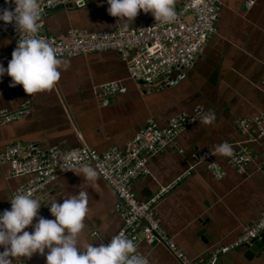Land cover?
I'll list each match as a JSON object with an SVG mask.
<instances>
[{"label": "crops", "instance_id": "0c3cea01", "mask_svg": "<svg viewBox=\"0 0 264 264\" xmlns=\"http://www.w3.org/2000/svg\"><path fill=\"white\" fill-rule=\"evenodd\" d=\"M187 1L174 0V4ZM255 1L249 8L248 0H223L216 34L176 88L158 91L136 84L129 79L124 58L116 52L61 59L67 67L58 81L31 95L22 85L10 87L12 78L5 75L0 82V111L15 112L26 104L29 109L13 124L0 126V153L12 144L33 142L64 153L84 144L102 154L114 147L124 148L149 119L166 128L179 114H192L197 108L212 112L216 117L212 124L199 120L174 148L149 161L150 176L135 182L134 192L139 201L146 202L162 188L178 183L155 212L167 234L195 262L204 264L216 249L225 248L218 264H264V258L247 259L248 248L239 245L241 236L264 215V136L255 135L248 143L237 125L240 119L264 118V0ZM108 7L106 0H93L83 9L60 8L43 19V31L65 38L75 28L96 33L124 26L108 14ZM151 15L141 10L129 21L130 27L145 25ZM15 39V34L0 38V63L5 67ZM116 81L128 89L126 94L106 98L98 91ZM223 141L230 142L234 151L240 143L250 146L254 161L245 173L236 172L228 157L212 153L211 148ZM209 157L225 174L223 178L207 169ZM187 171L191 176L184 177ZM28 180L30 177L12 179L10 167L0 165V207ZM83 182L74 172H62L37 197L42 204L62 203L67 195L86 191L89 212L81 240L107 243L123 227L116 212L117 195L100 176L95 187ZM42 209V216L54 219L48 207L42 205ZM139 249L149 264H182L164 245L142 243ZM10 259L12 264H46L39 253Z\"/></svg>", "mask_w": 264, "mask_h": 264}, {"label": "built area", "instance_id": "2783aa9c", "mask_svg": "<svg viewBox=\"0 0 264 264\" xmlns=\"http://www.w3.org/2000/svg\"><path fill=\"white\" fill-rule=\"evenodd\" d=\"M90 1L92 0H37L39 11L37 32L20 34L12 24L0 22V37L16 34L15 49L18 39L35 35L49 42L59 59L118 52L126 60L131 81L164 91L180 86L187 79V71L195 67L201 50L217 32L223 2V0H188L180 6L174 4L177 15L168 23L156 22L151 15L145 25L137 28L120 27L100 33L72 29L65 38L44 33L41 18L49 16L60 8L83 9ZM255 3V0H248L247 6L251 8ZM10 6L14 7L12 0L7 4L5 0H0V7ZM188 16H192V20H189ZM185 30L190 33L185 35ZM98 91L107 98L124 95L128 89L116 81L100 86ZM105 103L108 104V101ZM28 109L29 106L26 104L15 112L0 111V126L13 124L24 117ZM203 113H205L204 109L197 108L192 114H179L169 121L166 128L159 127L154 119H149L146 126L124 148L114 147L101 154L83 144L67 152H76L80 157V163L87 162L94 165L98 169L99 176L116 193L118 199L116 212L123 221V228L119 234L134 242L136 255H141L139 246L142 243L164 245L183 264H196L180 250L155 214V207L178 183L162 188L156 196L146 202L138 200L134 192V184L139 179L150 176L149 161L174 148L181 135L198 123ZM237 125L241 133L248 138V143L255 135L264 136V121L261 117L240 119ZM246 145L240 143L237 150L233 151V155L228 157L229 164L239 174L245 172L252 160L250 149ZM207 161V169L216 178H223L225 174L217 163L212 162L211 157L207 158ZM72 163L75 166V162ZM68 164L66 153L58 148L43 151L31 142L12 144L0 153V165L10 167L12 179L30 177V182L20 185L12 195L31 192L37 197L48 188L50 183L57 181L62 172H73L68 171ZM42 168L43 178L39 173ZM188 176H191V171H187L184 177ZM10 207L11 204L8 202L0 207V211ZM39 211L40 215L45 214V209ZM263 223L264 216L258 224L247 230L242 241L252 240L264 232ZM253 232H256L255 236ZM216 251L218 249L214 252ZM209 263L213 264L214 260Z\"/></svg>", "mask_w": 264, "mask_h": 264}, {"label": "clouds", "instance_id": "9594fccd", "mask_svg": "<svg viewBox=\"0 0 264 264\" xmlns=\"http://www.w3.org/2000/svg\"><path fill=\"white\" fill-rule=\"evenodd\" d=\"M8 2L5 0L6 4ZM106 2L108 14L117 17L118 22L123 21L126 29L130 27L129 21L133 22L141 10L151 13L155 21L161 23L172 22L177 15L174 0ZM12 3L14 7H0V22L12 24L20 34H35L39 17L37 0H12ZM66 67L67 62L56 56L49 42L29 35L18 39L7 67L0 63V82L5 75L10 76V87L22 85L24 91L31 95L52 88ZM215 119L214 113L205 112L200 123L209 125ZM211 151L219 157H231L234 149L230 142L223 141L214 145ZM66 159L68 171L83 177L82 185L95 187L99 173L94 165L80 163L76 152L66 153ZM9 202L10 209L0 211V248L3 249L0 251V264H12L10 257L31 258L35 253L44 256L46 264H149L145 256L134 254V242L122 234L112 236L107 243L81 240L89 212L84 190L67 195L62 203L53 200L42 204L31 192L12 195ZM42 205L48 207L54 219L40 215ZM29 226L32 230H25Z\"/></svg>", "mask_w": 264, "mask_h": 264}, {"label": "bare ground", "instance_id": "6f19581e", "mask_svg": "<svg viewBox=\"0 0 264 264\" xmlns=\"http://www.w3.org/2000/svg\"><path fill=\"white\" fill-rule=\"evenodd\" d=\"M262 118V120L264 121V118L263 117H261ZM247 138V137H246ZM247 140H248V138H247ZM250 141V140H249ZM254 141V138L253 139H251V141L249 142V143H252ZM249 149H250V152H251V155H252V160H251V162L248 164V166L254 161V153H253V151L251 150V148H250V146L247 144L246 145ZM248 166L246 167V170H247V168H248ZM263 167H264V158H263V164H262V166H261V171L264 173V169H263ZM246 170H245V172H246ZM244 172V173H245ZM158 206V205H157ZM156 206V207H157ZM156 207H155V209H156ZM155 214H156V212H155ZM264 216V215H263ZM263 216L260 218V220L263 218ZM156 218H157V216H156ZM158 219V218H157ZM159 220V219H158ZM260 220L258 221V223L260 222ZM257 223V224H258ZM256 225V224H255ZM253 227V226H252ZM123 228V227H122ZM251 228V227H250ZM249 228V229H250ZM263 228H264V223H263ZM247 232V231H246ZM246 232L241 236V238L239 239V245H243V246H247V245H252L253 244V242L254 241H257V240H260L261 239V237H262V235L264 234V232H262L258 237H256V238H254V239H252V240H249V241H242V239H243V237L245 236V234H246ZM119 234V233H118ZM254 236L256 235V232H253L252 233ZM224 250H225V248H219L218 249V251H216V252H213L211 255H210V257H209V259L204 263V264H211V263H209V262H211V260H214V263L213 264H218V262H219V255H220V253H222V252H224ZM141 253V252H140ZM141 255H142V253H141ZM143 256V255H142ZM188 258V257H187ZM190 261H192L193 263H196V264H201V263H199V262H195L194 260H192V259H190V258H188ZM179 260V259H178ZM180 261V260H179ZM181 263H182V261H180ZM183 264V263H182Z\"/></svg>", "mask_w": 264, "mask_h": 264}, {"label": "water", "instance_id": "95a60500", "mask_svg": "<svg viewBox=\"0 0 264 264\" xmlns=\"http://www.w3.org/2000/svg\"><path fill=\"white\" fill-rule=\"evenodd\" d=\"M43 19L44 18H42V21H43ZM75 29L85 30V28H75ZM111 31H113V30H111ZM246 248H248V250H249V254L247 255V259L251 258L252 260L253 259L257 260L260 258H264V234L262 235L260 240L254 241L251 246L247 245Z\"/></svg>", "mask_w": 264, "mask_h": 264}, {"label": "rangeland", "instance_id": "374dc122", "mask_svg": "<svg viewBox=\"0 0 264 264\" xmlns=\"http://www.w3.org/2000/svg\"><path fill=\"white\" fill-rule=\"evenodd\" d=\"M222 7V6H221ZM40 21H42V18L40 19ZM42 23H43V21H42ZM217 25H218V23H217ZM120 27H122V26H119L118 28H120ZM117 28V29H118ZM122 28H125L124 26L122 27ZM128 28H132V27H128ZM116 30V29H115ZM102 32H109V31H102ZM97 33H100V32H97ZM190 32L188 31V30H185V35H188ZM17 36V35H16ZM3 37V36H2ZM1 38V37H0ZM16 40V39H15ZM116 53H118V52H116ZM101 54V53H100ZM107 54V53H106ZM121 55V54H120ZM122 56V55H121ZM123 57V56H122ZM124 58V57H123ZM125 60V59H124ZM125 62H126V60H125ZM127 66V65H126ZM157 123V122H156ZM158 124V123H157ZM158 126H159V124H158ZM160 127V126H159ZM185 133V132H184ZM183 135V134H182ZM181 135V136H182ZM27 143H29V142H27ZM31 143H33V142H31ZM35 144V143H34ZM37 145V144H36ZM38 146V145H37ZM9 147V146H8ZM7 147V148H8ZM38 147H40V146H38ZM41 148V147H40ZM41 149H43V148H41ZM44 150H46V149H43V151ZM39 173H40V177L41 178H43V174H44V171H43V168L42 169H40L39 170ZM30 181L28 180L25 184H27V183H29ZM55 182V181H54ZM54 182H52V183H50L49 185H48V187L50 186V185H52ZM106 182V181H105ZM107 183V182H106ZM108 184V183H107ZM109 185V184H108ZM110 186V185H109ZM110 188H111V186H110ZM44 191H46L45 189L42 191V192H44ZM154 245H156V244H154Z\"/></svg>", "mask_w": 264, "mask_h": 264}]
</instances>
